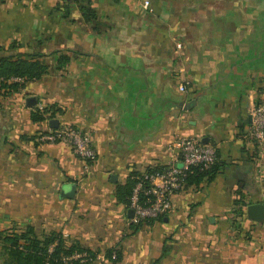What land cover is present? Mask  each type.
Listing matches in <instances>:
<instances>
[{
	"label": "crops",
	"instance_id": "crops-1",
	"mask_svg": "<svg viewBox=\"0 0 264 264\" xmlns=\"http://www.w3.org/2000/svg\"><path fill=\"white\" fill-rule=\"evenodd\" d=\"M90 1L95 30L75 5L64 16L62 0H0V58L40 54L47 66L0 92V225L117 251L105 264H264V221L246 214L264 204V154L247 132L264 102V0ZM52 118L90 133L88 171L68 145L37 141ZM175 133L215 145V173L135 223L129 176L163 166Z\"/></svg>",
	"mask_w": 264,
	"mask_h": 264
},
{
	"label": "built area",
	"instance_id": "built-area-1",
	"mask_svg": "<svg viewBox=\"0 0 264 264\" xmlns=\"http://www.w3.org/2000/svg\"><path fill=\"white\" fill-rule=\"evenodd\" d=\"M149 7V0L143 1ZM10 81L23 82L24 79L12 76ZM185 91V85H179ZM250 125L248 135L264 154V102L254 103L250 109ZM42 143H64L77 157L84 161L83 168L88 171L96 160V149L88 131L71 126H58L41 132L36 137ZM167 161L159 169L143 171L135 175L128 207L133 210L131 220L135 223L155 220L165 216L172 208V196L185 186V178L194 168L209 170L216 162V146L201 142L194 135L175 133L168 143ZM54 244H50L51 253ZM115 258L112 251L110 258L103 253L91 255L87 250H75L60 256L63 263L78 261L88 264H105L108 259Z\"/></svg>",
	"mask_w": 264,
	"mask_h": 264
},
{
	"label": "trees",
	"instance_id": "trees-1",
	"mask_svg": "<svg viewBox=\"0 0 264 264\" xmlns=\"http://www.w3.org/2000/svg\"><path fill=\"white\" fill-rule=\"evenodd\" d=\"M61 4L64 8V16H67L70 6L75 5L78 7L83 20L92 24L94 30L97 29L96 26L98 23V16L90 0H62ZM11 46L16 47L17 45L12 43ZM40 56V54L21 52L9 53L5 56H2L0 58L1 94L18 91L23 87L24 82L42 78L47 73V66L39 60ZM67 61L68 57L61 55L58 59L59 67H63ZM12 76L21 77L24 79V81H10L9 78ZM46 112L49 114V117L53 116L54 114V110L48 107L43 111H34L32 113V119L37 121L42 120L44 119V114ZM151 170L153 169H147V171ZM215 170L216 162L209 170H199L194 168L192 172L188 173L187 177L185 178V185L199 183L205 177L210 179L213 177ZM138 174L139 173L135 172L130 175L125 186L128 202L132 187L135 182L134 176ZM235 203L246 205L247 201H245L244 197L239 194V198L235 200ZM0 239L2 241L1 254L3 256V264H88L80 263L78 261L63 263L60 260V256L64 253H71L75 250H87L91 253V255L95 254L94 251L82 247L77 243L67 245L64 242V239L54 232H51L44 237H38L34 232L33 226L29 224L25 225L24 228L20 230L10 228L7 231L2 232V234H0ZM50 244H54L51 253L48 252ZM111 253L112 251H109L105 255L110 258ZM118 259L119 255L116 251V258L113 259V261H117Z\"/></svg>",
	"mask_w": 264,
	"mask_h": 264
},
{
	"label": "water",
	"instance_id": "water-1",
	"mask_svg": "<svg viewBox=\"0 0 264 264\" xmlns=\"http://www.w3.org/2000/svg\"><path fill=\"white\" fill-rule=\"evenodd\" d=\"M31 97L28 98L29 100ZM50 126L53 128H57L59 126V121L56 118H52L49 121ZM75 192V185H71L68 191H63V195L72 197ZM129 214L133 216V210L129 209ZM246 214L250 220L263 222L264 221V204L263 203H251L246 207Z\"/></svg>",
	"mask_w": 264,
	"mask_h": 264
},
{
	"label": "rangeland",
	"instance_id": "rangeland-1",
	"mask_svg": "<svg viewBox=\"0 0 264 264\" xmlns=\"http://www.w3.org/2000/svg\"><path fill=\"white\" fill-rule=\"evenodd\" d=\"M11 226V225H10ZM16 229V230H20V229H22V228H24V227H22V228H20V227H17V225H15V224H12V226L11 227H7V226H1L0 225V234H2V232H4V231H7L8 229ZM1 251H2V241H1V239H0V264H3V256H2V254H1Z\"/></svg>",
	"mask_w": 264,
	"mask_h": 264
}]
</instances>
